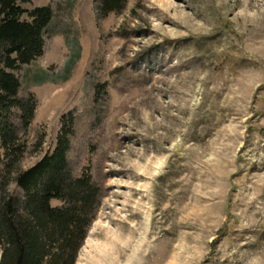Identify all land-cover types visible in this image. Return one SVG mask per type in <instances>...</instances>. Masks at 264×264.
Instances as JSON below:
<instances>
[{
	"label": "rangeland",
	"instance_id": "rangeland-1",
	"mask_svg": "<svg viewBox=\"0 0 264 264\" xmlns=\"http://www.w3.org/2000/svg\"><path fill=\"white\" fill-rule=\"evenodd\" d=\"M32 4L54 18L18 72L35 119L12 120L23 171L74 120L71 174L101 189L75 264H264V0Z\"/></svg>",
	"mask_w": 264,
	"mask_h": 264
},
{
	"label": "trees",
	"instance_id": "trees-1",
	"mask_svg": "<svg viewBox=\"0 0 264 264\" xmlns=\"http://www.w3.org/2000/svg\"><path fill=\"white\" fill-rule=\"evenodd\" d=\"M126 0H95L100 18L122 9ZM54 18L50 6L32 0H0V264H75L94 221L101 195L88 168L71 174L68 152L74 120L65 116L55 150L22 170L25 139L12 117L27 132L35 119L34 95L21 98L18 72L43 56ZM15 181L24 202L12 196ZM61 201L54 206L53 201Z\"/></svg>",
	"mask_w": 264,
	"mask_h": 264
}]
</instances>
